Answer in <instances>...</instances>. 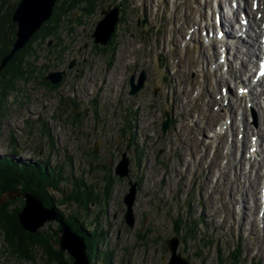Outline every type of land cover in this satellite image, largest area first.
I'll return each instance as SVG.
<instances>
[{
    "label": "rangeland",
    "instance_id": "obj_1",
    "mask_svg": "<svg viewBox=\"0 0 264 264\" xmlns=\"http://www.w3.org/2000/svg\"><path fill=\"white\" fill-rule=\"evenodd\" d=\"M16 1L0 0V22L4 20L6 30ZM113 1L97 2L94 12L81 15L79 22L80 10L73 8L55 34L32 44L33 57L27 58L30 77L17 80L2 104L0 156L17 163L44 162L62 177L63 195L72 179L87 185L96 197L85 209L83 204L66 202L62 194L54 196L57 202L62 200L58 208L63 216L76 212L88 228H95L101 237L98 250L109 252L108 264H166L165 241L170 237L177 239L176 252L187 264H264V152L251 157L248 151L256 128L262 135L257 144H264V101L254 106L253 99L235 98L238 83L234 85L236 80L221 65L217 68L213 3ZM230 2L220 4L225 9ZM114 3L115 36L98 51L91 46L90 34L101 18L100 9ZM224 15L228 19L225 10ZM203 31H211L209 43L202 41ZM247 39L240 43L246 45ZM241 58L250 62L248 55ZM232 63L238 71V62ZM59 71L56 82L61 83L48 89L43 77ZM139 72L144 75L143 87L129 95L127 79L132 76L136 83ZM224 88L227 97L220 101ZM58 93L74 98L75 106L62 108ZM227 101L231 103L225 106ZM73 107L79 116L75 122L70 115ZM243 123L251 127L245 147ZM122 158L126 177L113 171ZM130 185L133 222L128 226L122 198ZM11 200L10 211L23 202L19 196ZM173 219L180 220L178 226ZM56 227L51 220L37 230L53 233ZM61 252L65 262L71 260ZM31 255L17 256L0 231V264H44L37 249Z\"/></svg>",
    "mask_w": 264,
    "mask_h": 264
},
{
    "label": "trees",
    "instance_id": "obj_2",
    "mask_svg": "<svg viewBox=\"0 0 264 264\" xmlns=\"http://www.w3.org/2000/svg\"><path fill=\"white\" fill-rule=\"evenodd\" d=\"M108 1L109 0H56L55 4L52 6V14L49 19L39 26L38 30L28 39L21 49L14 53L13 57L3 68L0 74L5 77L1 80L4 87H1L0 90L7 92L13 88V84L16 80H26L30 77L31 68H29V65L27 64V58L30 56L33 57L32 44L39 39H44V37L55 34L63 21L67 23L66 14L68 11H71L73 8H78L80 13L76 17H78L77 19L79 22L81 17L88 16L94 12L97 7V2L103 4ZM118 20L121 21L120 16ZM3 22L4 20L1 19L0 57L8 51L7 46H9L12 42L11 36H13L12 31L14 29V25L10 24L9 21V29H4ZM115 30L116 28L113 29L107 44L112 43L113 36H115ZM91 46L93 49L98 51H104L106 49V47H98L95 44H92ZM108 47L111 46L108 45ZM44 85L50 89L54 88L58 84H49L45 81ZM72 102L73 101L70 99L68 104H66L64 100L63 104L69 106ZM72 104L74 105L75 103ZM70 112L72 118L71 121L75 122L79 117L74 110ZM42 127L43 132L48 135V133H46L47 130L45 126L42 125ZM47 138L50 139V136H47ZM92 153L93 152H91V154ZM0 160V195L8 191H18L28 192L36 196L42 202L43 207H52L63 223L71 231L81 237L82 242L85 245V256L88 264H96V258L100 254H102L99 257L100 264H108L109 252L103 253L98 250L97 247L101 237L99 235L97 236L95 228H88L86 223L82 220V217L76 212L69 214L68 216H63V213L59 210L58 206L62 203V200L57 202V196H54L55 194L63 195L60 188L62 177L59 178L58 172H53L51 168H48L47 165L44 164V162L41 163L38 160L35 162L23 161L21 163H17L14 159L7 156ZM71 182L72 185L62 198H64L66 202L69 201L74 204H83V208L85 209L88 203L92 202L96 196H94L91 189L90 191L88 190V186L83 184L82 181L76 182L75 179H72ZM107 188L108 186H105L104 191H106ZM90 192L92 199L89 197ZM12 202L13 200L8 199L0 205V231L2 232V236L5 241L9 244L10 250H12L19 257L30 259L32 251L37 249L42 257H44V264H46L49 260L54 262V264H70L71 260L67 258L68 262H65L63 252L53 246V244H56L57 241V231L47 233L46 229H43L37 230L33 233L26 232L19 227L16 219V214L23 205V202L21 205L15 206L10 211L9 206ZM172 222H174V225L178 226L180 220L173 219Z\"/></svg>",
    "mask_w": 264,
    "mask_h": 264
},
{
    "label": "water",
    "instance_id": "obj_3",
    "mask_svg": "<svg viewBox=\"0 0 264 264\" xmlns=\"http://www.w3.org/2000/svg\"><path fill=\"white\" fill-rule=\"evenodd\" d=\"M55 0H19L11 13V22L15 23L14 39L11 43V47L8 52L0 58V71L6 65L8 60L12 57L13 53L24 46L28 41L30 35H32L42 24L43 21L47 20L51 14L52 6ZM117 6L112 9H102L100 12L103 13V17L99 20L93 29L91 34L93 43L105 45L109 39L111 32L113 31L114 24L117 20L116 13ZM107 14H112L109 18ZM110 21L107 26L100 27L101 23ZM103 25V24H102ZM72 63L70 62L68 67ZM59 72H50L45 75V79L50 83H55L58 80ZM144 80L142 72L139 74V78L136 83H133L132 76H129L128 94L132 95L137 92L141 87ZM166 127V122H162L161 131L163 132ZM127 148V145H126ZM93 152L95 149L93 148ZM123 157V156H122ZM123 160V161H122ZM107 166V164H106ZM114 174L119 177L127 176L126 160L121 159L120 162L114 167ZM133 188L130 185L128 192L124 194L122 202L125 206L124 221L128 226L132 225L133 215L131 210ZM15 196H19L23 199V205L16 214V219L20 224V227L31 233L35 232L46 221H55L57 224V249L60 251H66L71 257L70 264H88L85 256V245L75 232L71 231L63 221L58 217L52 207H43L42 202L34 195L28 192L8 191L4 192L0 196V204L7 199H11ZM178 241L174 237L167 238L165 245L169 252V257L166 264H187V262L179 256L176 252V245Z\"/></svg>",
    "mask_w": 264,
    "mask_h": 264
},
{
    "label": "bare ground",
    "instance_id": "obj_4",
    "mask_svg": "<svg viewBox=\"0 0 264 264\" xmlns=\"http://www.w3.org/2000/svg\"><path fill=\"white\" fill-rule=\"evenodd\" d=\"M264 0H257V2H258V7H259V5H261V10L260 11H263L264 12V2H263ZM258 11V10H257ZM213 12V11H212ZM250 25V24H249ZM249 25H248V27H249ZM251 29V28H250ZM192 35H193V33H192ZM227 36H229V38L230 39H233L235 42L234 43H232V44H230V45H226L225 46V48H224V52L223 53H221V56L218 58V63H216V66H217V68L219 67L218 65H221V68L224 70V71H226V73L232 78V79H235L236 81H234V85H236V83H239V86H237V88H243V91H241L242 92V95H244V96H246V94H248V91L245 89L246 88V86H247V83H248V79H247V77L245 78V79H243L244 77H245V75L247 74V67H248V63L243 59V58H241L240 59V56H241V54H244V55H248V57L249 58H251V56H253L254 55V53L255 52H252L251 51V48L254 46V44H255V41H254V36L253 37H251L250 38V44H249V46L247 47V48H244V49H242L243 47H244V45L243 44H240L239 45V43H238V39L237 38H235V36L233 35V34H229L228 32H227V34H226ZM212 38H214L216 41H218L219 42V40H218V38L216 37V36H212ZM234 57V58H233ZM246 57V56H245ZM244 57V58H245ZM247 58V57H246ZM245 58V59H246ZM246 60H248V59H246ZM229 61H231V62H229ZM232 61H237L238 62V64H237V67L239 66V69H238V71H237V69L234 67V65H233V63H232ZM232 63V64H231ZM239 63H240V65H239ZM226 68H227V70H226ZM239 71H241V73L238 75V72ZM244 74V75H243ZM245 81V82H244ZM263 83H264V81H263ZM223 86V85H222ZM227 87V86H226ZM235 88H236V86H235ZM236 88V89H237ZM222 89H223V87H222ZM226 90V93H224L223 95L222 94H220V101H221V98L222 97H227V89H225L224 88V91ZM230 89H229V87H228V91H229ZM229 93H231V90L229 91ZM235 93H236V91L234 90V95H235ZM263 96H264V89L262 90V93H261ZM242 95H239V98L241 99L242 98ZM235 98H237V95H235ZM252 99H253V101H254V103H253V101H252ZM248 100V99H247ZM249 100H251L252 101V105L254 104L255 106H256V96H251V98L249 99ZM264 101V100H263ZM224 99L222 100V104L224 105ZM230 104L231 102H226L225 103V106H227V104ZM259 104V103H258ZM262 106L263 105V102L261 103V104H259V106ZM264 106V105H263ZM230 107V106H229ZM228 110V109H227ZM229 111V110H228ZM259 112V111H258ZM258 116L259 115H257V122L258 123H260V124H263V120H262V123L260 122V119L258 118ZM228 119H229V116L227 117ZM244 118V117H243ZM258 119H259V121H258ZM256 123V122H255ZM249 124H251V123H249ZM244 129H243V133H242V136H244V140H246V141H244L243 139V141H242V144H241V142H240V144H241V146H243V147H245L246 146V144H247V129H248V127H249V125H247V124H245V123H243L242 125H241ZM259 126V125H258ZM220 127V126H219ZM255 127V126H254ZM222 128H223V130L226 128V124H223V126H222ZM249 128H251V127H249ZM255 130V129H254ZM256 131L257 132H255V134H253V132H251L252 134H250V136L251 135H254L257 139H259L260 140V142L262 141V135H261V133H259L258 131H260V129H258L257 130V128H256ZM219 132V130H217V128H216V133H218ZM252 137V136H251ZM264 139V138H263ZM251 140H254V139H251ZM264 142V141H263ZM260 144V143H259ZM259 144H258V146H259ZM254 145H256V142L254 141L253 143H251V146H254ZM250 147V146H249ZM260 151V150H259ZM249 152L250 153H253V152H255V150H252L251 148H249ZM250 157V156H249ZM248 157V158H249ZM252 157V156H251ZM258 174H256V176H257ZM22 193V192H21ZM263 194H264V190H263ZM263 204H264V198H263ZM263 221H264V217H263Z\"/></svg>",
    "mask_w": 264,
    "mask_h": 264
},
{
    "label": "flooded vegetation",
    "instance_id": "obj_5",
    "mask_svg": "<svg viewBox=\"0 0 264 264\" xmlns=\"http://www.w3.org/2000/svg\"><path fill=\"white\" fill-rule=\"evenodd\" d=\"M18 1H19V0L16 1V4H15V3L13 4V6H12V10H11V13L13 12V10H14L15 6L17 5ZM55 2H56V0H55ZM55 2H54V4H55ZM54 4H53V5H54ZM106 7H109V8H110L109 4H107ZM52 8H53V7H52ZM11 13H10V15H9L10 17H11ZM51 14H52V11H51ZM51 14H50V16H51ZM50 16H49V17H50ZM10 17H9V18H10ZM48 19H49V18H48ZM48 19H47V20H48ZM10 22H11V19H10ZM44 22H45V21H43L42 24H43ZM11 23H13V22H11ZM42 24H41V25H42ZM41 25H40V26H41ZM37 30H38V29H37ZM37 30H36V31H37ZM36 31H35V32H36ZM14 32H15V23H14V29H13V31H12L13 39H14ZM13 39H12V41H13ZM11 43H12V42H11ZM24 45H25V44H24ZM7 47H8V50H9V48L11 47V44H10L9 46H7ZM22 47H23V46H22ZM22 47H21V48H22ZM21 48H19V49H21ZM19 49H17V50H19ZM17 50H16V51H17ZM16 51H15V52H16ZM7 52H8V51H7ZM7 52H6V53H7ZM15 52H14V53H15ZM6 53H5V54H6ZM14 53H13V55H14ZM5 54H3V55H5ZM3 55H2V56H3ZM13 55H12V57H13ZM2 56H1V57H2ZM1 57H0V58H1ZM12 57H11V58H12ZM11 58H10V59H11ZM10 59H9V60H10ZM9 60H8V62H9ZM8 62H7V63H8ZM7 63H6V65H7ZM6 65H5V66H6ZM5 66H4V67H5ZM4 67H3V68H4ZM2 70H3V69H2ZM2 70L0 71V73L2 72ZM61 70L64 71V70H65L64 67H61ZM2 78H5V77L1 76V74H0V88H1V87H2V88L4 87V84L1 83V80H3ZM62 78H63V77H62ZM16 81H17V80H16ZM45 81H47V80H45L44 77H43L42 82L45 83ZM59 82H60V81H58L56 84L59 85V84H60ZM49 83H50V82H49ZM14 89H15V84L13 85V88H12L11 90L7 91V92H3V91L0 90V112H2V111H1V109H2V104H3L4 100H5V98L8 97V94L11 93V92H13ZM58 95H59V98L62 100V98L60 97L61 95H60L59 93H58ZM66 106H67L66 104H63V108L66 107ZM73 109H74V107H73ZM59 111H63V109H61V107H60ZM77 116H78V115H77ZM78 117H79V116H78ZM45 125H46V124H45ZM47 125H48V124H47ZM47 125H46V126H47ZM6 156L9 157L8 155H3V156H0V159L5 158ZM0 161H1V160H0ZM56 228H57V227H56Z\"/></svg>",
    "mask_w": 264,
    "mask_h": 264
}]
</instances>
